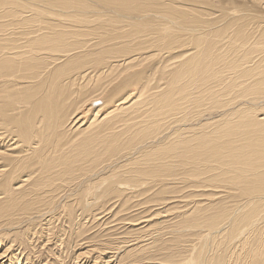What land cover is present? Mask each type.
Instances as JSON below:
<instances>
[{"label": "bare ground", "instance_id": "6f19581e", "mask_svg": "<svg viewBox=\"0 0 264 264\" xmlns=\"http://www.w3.org/2000/svg\"><path fill=\"white\" fill-rule=\"evenodd\" d=\"M64 197L150 234L80 259L264 264V0H0V260Z\"/></svg>", "mask_w": 264, "mask_h": 264}, {"label": "rangeland", "instance_id": "374dc122", "mask_svg": "<svg viewBox=\"0 0 264 264\" xmlns=\"http://www.w3.org/2000/svg\"><path fill=\"white\" fill-rule=\"evenodd\" d=\"M104 171H108V169L104 170ZM66 198H62L61 201H59L58 205H59V208L58 210H54L53 211V216L52 217L53 219L51 220L52 224H48L47 221L50 220V216H48L47 214L49 213H52L51 210H49V213H46V215H43V216H38V217H35L32 219V223L29 225L27 222H24L22 224V230H26L27 228V232H23L24 235L26 236V240H28V244H17L14 245V250L16 252V255L19 254V258H21V262L24 264L25 262L27 264H89L90 262H92V258L98 254H100L99 252H97V254L93 255V257H89V256H85L86 258L84 259H80L79 258V251L81 250H84L85 247H87V243L85 242V240H80L79 238H86L88 237V234L89 235H92L93 233V237L91 236V238L93 239H97L99 238L98 241H102L101 243H104L103 241H106L104 239H106L105 237H110V238H107L108 240L106 242H108L107 245H109L110 247H115L116 245L117 246H120V245H124V244H127L128 242H132L130 240H132L133 238L139 240L140 243H144L142 241H144L145 238H149L150 237V234H142V236H137V234L135 233H132L130 232L131 231V228L130 225H128L126 222L127 221H124L122 219V217H125L126 215H122L121 214H118V216H116L115 219H113L114 216H112V214H109V215H106L104 213V216L101 214V219L99 218V221H104V224H102L103 226H100L101 224L97 221V220H93L94 218H97V217H93V214H89V213H82L83 209L81 205H78L75 207V210L76 212L79 214V217L75 220L74 223H68L69 221L66 220L67 217L64 218V214L65 212L61 213L62 209H63V204L66 202L65 200ZM114 201V200H113ZM112 201V202H113ZM139 201V200H137ZM137 201L135 200L134 202V205L137 203ZM111 201L107 204H109L108 206H110L111 204H113ZM61 206V207H60ZM81 208L79 210V208ZM62 208V209H61ZM78 208V210H77ZM56 209V208H55ZM61 209V211H60ZM135 209H137L135 207ZM139 209H142V207H139L138 206V210H136V213L138 211H140ZM51 211V212H50ZM58 211V212H56ZM80 212V213H79ZM60 213H61V216H60ZM95 213V211H94ZM97 213V212H96ZM135 213V212H133ZM59 214V215H58ZM59 217H58V216ZM90 215V216H89ZM63 216V217H62ZM88 216V217H87ZM92 216V219L89 218ZM108 216V217H107ZM128 216V215H127ZM56 217V218H55ZM98 217H100V215H98ZM111 217V218H110ZM121 217V219L119 218ZM48 218V219H47ZM62 218V219H61ZM105 218H109L108 220ZM42 219V220H40ZM46 221H45V220ZM56 219V220H55ZM69 219V218H67ZM40 220V221H39ZM111 220L113 221V223L111 222ZM27 221V220H26ZM56 221V222H55ZM67 221V222H66ZM118 221V223L116 222ZM124 221V222H123ZM39 222V223H38ZM41 222V224H40ZM108 224H107V223ZM90 223V224H89ZM94 223V224H93ZM95 223H98V224H95ZM112 223V224H111ZM117 225H116V224ZM75 224V225H74ZM86 226H85V225ZM92 224V225H91ZM100 224V225H99ZM107 224V225H106ZM120 224V226H119ZM127 224V225H126ZM27 225V226H26ZM33 225L35 227H33ZM41 225V226H39ZM50 225V226H48ZM54 227H53V226ZM94 225V226H93ZM99 225V226H98ZM126 225V226H125ZM108 226H116L114 227H109ZM40 227V228H39ZM49 227V229H48ZM61 227V228H60ZM78 227H81L78 229ZM83 227H86V229H84ZM88 227V228H87ZM97 227V228H96ZM107 227V228H105ZM130 227V228H129ZM46 228V229H45ZM54 230H53V229ZM63 228V229H62ZM95 228V229H94ZM127 228V229H126ZM129 228V229H128ZM42 229V230H41ZM45 229V230H43ZM91 229V230H90ZM104 229V230H103ZM107 229V230H105ZM80 230V231H79ZM83 234L79 235L80 233L79 232H83ZM88 230V231H87ZM112 230V231H111ZM13 231H15V229H13ZM12 231V233H13ZM39 231V232H38ZM46 231V232H45ZM52 233H51V232ZM54 231V233H53ZM56 231V232H55ZM87 231V232H86ZM95 231V233H94ZM99 231V232H98ZM105 231V232H104ZM36 232V233H35ZM101 232V233H100ZM107 232L109 234H107ZM122 232V233H121ZM33 233V234H32ZM62 233V234H61ZM64 233V234H63ZM115 233V235H114ZM132 234V236H129L128 234ZM87 235V236H84ZM95 234H98L97 236ZM46 235V236H45ZM101 235V236H100ZM104 235V236H102ZM107 235V236H106ZM109 235H112V236H109ZM114 235V236H113ZM125 235V236H124ZM127 235V236H126ZM135 235V236H134ZM58 236V237H57ZM119 236V237H117ZM79 237V238H78ZM90 237V236H89ZM96 237V238H95ZM103 240H102V238ZM114 237V238H113ZM130 239H129V238ZM139 237V238H137ZM142 237V238H141ZM28 238V239H27ZM90 238V239H91ZM122 238H125V239H122ZM50 239V240H49ZM63 239V240H61ZM128 239V240H127ZM134 239V240H135ZM57 240V241H56ZM69 240V241H68ZM80 240V241H79ZM126 240L128 242H126ZM34 241V242H33ZM64 241V242H63ZM74 241V242H73ZM111 241H115L117 242L114 243L112 242V246L109 242ZM124 241V242H123ZM45 242V243H44ZM48 242V243H47ZM105 242V243H106ZM120 242V243H119ZM50 243V244H49ZM75 243V244H74ZM38 244V245H37ZM82 244V245H81ZM85 244V245H84ZM20 245V246H18ZM53 245V246H52ZM107 246V247H109ZM49 247V248H48ZM58 247V248H57ZM17 248V249H16ZM20 248V249H18ZM63 248V249H62ZM83 248V249H82ZM21 249H23V253H21ZM79 249V250H78ZM109 249V248H108ZM13 250V252H14ZM18 250V251H17ZM107 249L106 250H103L101 255V259L102 260H98V263L97 264H104V260H105V257L109 256L110 255V252H107ZM12 252V253H13ZM25 252V253H24ZM8 255L7 257H4L2 258L0 261L1 262H4V264H8L9 259H11V255ZM77 253V254H76ZM109 254V255H108ZM121 254V253H120ZM23 255V256H22ZM78 255V256H77ZM61 256V257H60ZM76 256V257H75ZM63 258V259H61ZM33 259V260H32ZM87 259V260H86ZM91 260V261H90ZM90 261V262H89ZM100 261V262H99ZM84 262V263H83ZM86 262V263H85ZM93 264H96L95 262H92ZM21 264V263H20Z\"/></svg>", "mask_w": 264, "mask_h": 264}]
</instances>
